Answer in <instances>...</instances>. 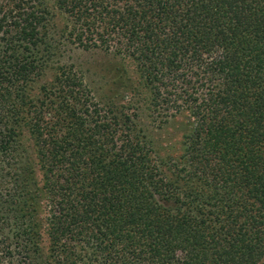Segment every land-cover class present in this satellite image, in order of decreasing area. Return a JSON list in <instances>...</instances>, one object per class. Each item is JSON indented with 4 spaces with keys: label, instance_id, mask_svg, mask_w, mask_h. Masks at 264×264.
Listing matches in <instances>:
<instances>
[{
    "label": "trees",
    "instance_id": "16d2710c",
    "mask_svg": "<svg viewBox=\"0 0 264 264\" xmlns=\"http://www.w3.org/2000/svg\"><path fill=\"white\" fill-rule=\"evenodd\" d=\"M55 37L135 79L33 88ZM0 264H264V0H0Z\"/></svg>",
    "mask_w": 264,
    "mask_h": 264
},
{
    "label": "rangeland",
    "instance_id": "374dc122",
    "mask_svg": "<svg viewBox=\"0 0 264 264\" xmlns=\"http://www.w3.org/2000/svg\"><path fill=\"white\" fill-rule=\"evenodd\" d=\"M45 1L49 8L51 0ZM55 14V21L59 25L60 15L57 12ZM55 39L59 44H56V40H54L55 44H52L54 53L48 63L50 67L46 68L34 82L33 88H37L42 82L50 78L53 66L69 64L82 75L84 82L92 91L95 99L105 102L114 96L121 76L125 75L134 79L136 77V72L130 65L131 62L127 61V59L124 61L114 55L111 50H103L100 48L84 49L74 45V43L69 42L67 39H57L56 37ZM139 108H142V106L139 105ZM139 115L140 121L151 120V122H148L153 126V134L162 145H165L168 149L171 148L173 152L178 151L180 132L185 128L186 120L182 114L160 119V116L154 118H152L153 116H148L144 109H141Z\"/></svg>",
    "mask_w": 264,
    "mask_h": 264
}]
</instances>
